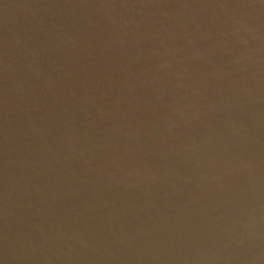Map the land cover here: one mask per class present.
Here are the masks:
<instances>
[{
	"label": "water",
	"instance_id": "1",
	"mask_svg": "<svg viewBox=\"0 0 264 264\" xmlns=\"http://www.w3.org/2000/svg\"><path fill=\"white\" fill-rule=\"evenodd\" d=\"M0 264H264V0H0Z\"/></svg>",
	"mask_w": 264,
	"mask_h": 264
}]
</instances>
